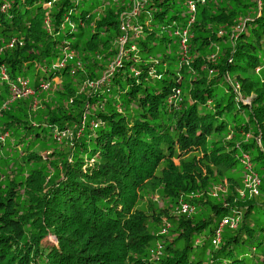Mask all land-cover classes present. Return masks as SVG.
Here are the masks:
<instances>
[{"label": "trees", "instance_id": "obj_1", "mask_svg": "<svg viewBox=\"0 0 264 264\" xmlns=\"http://www.w3.org/2000/svg\"><path fill=\"white\" fill-rule=\"evenodd\" d=\"M0 134V264H263L264 0H0Z\"/></svg>", "mask_w": 264, "mask_h": 264}, {"label": "built area", "instance_id": "obj_2", "mask_svg": "<svg viewBox=\"0 0 264 264\" xmlns=\"http://www.w3.org/2000/svg\"><path fill=\"white\" fill-rule=\"evenodd\" d=\"M51 2H47L46 6L49 7ZM192 7V6H191ZM193 9V7H192ZM124 29L123 27L121 28ZM12 43L10 44V46ZM1 73L4 74V69H1ZM16 84L12 86L13 91V99L20 96L21 91L23 92H32V90L29 88V81L28 79H23L21 77H18L16 79ZM44 86V84L42 85ZM4 139V134H0V141ZM241 162L243 164L244 170H245V178H244V186L248 190L249 194H257L258 193V186L260 184V179L256 173L251 172V163L249 161V157L247 155H243L241 158ZM191 208L186 203L181 201L180 202V212L187 213L190 212ZM224 222H227V219H224ZM166 227L162 228L161 232H165ZM215 242V241H214ZM160 247V246H159ZM263 264H264V253H263Z\"/></svg>", "mask_w": 264, "mask_h": 264}, {"label": "bare ground", "instance_id": "obj_3", "mask_svg": "<svg viewBox=\"0 0 264 264\" xmlns=\"http://www.w3.org/2000/svg\"><path fill=\"white\" fill-rule=\"evenodd\" d=\"M6 134V133H5ZM243 155H247L248 157H249V155L248 154H242L241 156H240V163H241V166H242V168H243V171H244V177H243V190L240 192V194L243 196V195H245V193H247L249 196H254V195H257V194H249V192H248V190L245 188V186H244V178H245V170H244V167H243V164H242V162H241V158H242V156ZM249 161H250V158H249ZM250 163H251V161H250ZM252 168V167H251ZM253 173H256V172H253ZM257 174V173H256ZM258 175V174H257ZM258 177H259V175H258ZM259 179H260V177H259ZM260 185H261V179H260V184H259V186H258V189H259V187H260ZM218 190H222V188L221 187H218V188H215L214 189V191H213V195H216V193H217V191ZM259 191V190H258ZM181 201H183V202H186L188 205H189V202L188 201H185V200H183V199H180L179 200V202H181ZM190 206V205H189ZM190 208H191V210H192V207L190 206ZM180 211V210H179ZM191 212V211H190ZM190 212H187V213H182V212H180V213H182V214H189ZM225 219H227V218H225ZM229 222V220L227 219V222H224V220L222 221V224L221 225H225V224H227ZM164 227H166V231L165 232H160L161 234H164V233H166L167 232V230H168V227H169V224H167V225H164V226H162V228H164ZM162 228H161V230H162ZM218 238H219V235H217V240H218ZM213 241H215L216 242V239H214ZM214 242V243H215ZM160 246V247H159ZM161 249H162V244H160V243H156V246H155V248L152 250V253L154 254V255H158L159 254V252L161 251ZM264 253V252H263ZM262 256H263V254H262ZM263 259V258H262Z\"/></svg>", "mask_w": 264, "mask_h": 264}, {"label": "rangeland", "instance_id": "obj_4", "mask_svg": "<svg viewBox=\"0 0 264 264\" xmlns=\"http://www.w3.org/2000/svg\"><path fill=\"white\" fill-rule=\"evenodd\" d=\"M112 64L110 63V64H108L107 66H106V68H105V70L107 69V68H110V66H111ZM104 70V71H105ZM110 72L109 71H106L105 73H104V76H102V78H101V81H104V79L106 78L105 77V75H107V74H109ZM54 80V82L56 83V85H58L59 83H60V79L59 78H54L53 79ZM42 88L43 89H46L45 91H47V90H49L48 88V85L47 84H44V86H42ZM29 95H33V91L32 92H23V91H21V93H20V96L19 97H25V96H29ZM70 102H71V100H70ZM34 105H35V107L36 106H38V103L35 101L34 102ZM63 135V134H62ZM55 136H56V132H55ZM179 211V210H178ZM179 213H180V211H179ZM180 214H182V213H180ZM51 240H54V237L53 236H50L49 237Z\"/></svg>", "mask_w": 264, "mask_h": 264}]
</instances>
